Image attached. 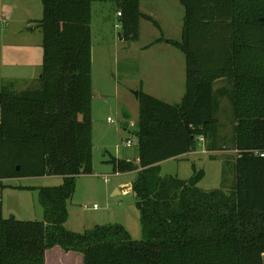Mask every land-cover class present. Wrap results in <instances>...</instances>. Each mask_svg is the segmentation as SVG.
Instances as JSON below:
<instances>
[{"label":"trees","instance_id":"16d2710c","mask_svg":"<svg viewBox=\"0 0 264 264\" xmlns=\"http://www.w3.org/2000/svg\"><path fill=\"white\" fill-rule=\"evenodd\" d=\"M141 1L41 0L42 17L31 21L42 33L38 86L0 91V189L22 177L62 182L38 189L43 221L4 218L0 201V264H45L54 246L82 264H264V0H177L181 39L169 44L185 56L184 95L169 104L140 90L137 162L109 160L114 174L136 172L142 239L120 224L65 228L75 178L92 174V4H112L121 39L135 42L141 19L161 31ZM222 99L233 118V186L201 190L196 170L188 180L161 177L159 164L194 152L199 137L215 150Z\"/></svg>","mask_w":264,"mask_h":264},{"label":"rangeland","instance_id":"374dc122","mask_svg":"<svg viewBox=\"0 0 264 264\" xmlns=\"http://www.w3.org/2000/svg\"><path fill=\"white\" fill-rule=\"evenodd\" d=\"M91 9L92 174L75 178V191L67 202L65 228L83 233L96 225L120 224L132 239L140 240L139 212L131 191L136 172L114 174L109 160L117 157L137 162L138 103L134 92L141 90L169 104L181 102L185 92V56L165 42H153L162 34L166 40L180 41L184 8L177 0L141 1L140 11L159 23L162 34L151 22L141 19L139 39L135 42L121 39L119 15L112 4L93 3ZM27 15L34 21L41 19V0H0V91L38 86L42 33ZM222 86L224 82L218 81L214 88ZM217 119L215 150H208L213 146L209 140L198 138L194 152L159 164L161 177L188 180L196 170L203 172L198 183L201 190H229L233 186L237 152L232 144L233 118L225 99L220 101ZM127 140L132 143L129 147ZM61 182L60 176L3 180V217L43 221L38 189L59 186Z\"/></svg>","mask_w":264,"mask_h":264},{"label":"crops","instance_id":"0c3cea01","mask_svg":"<svg viewBox=\"0 0 264 264\" xmlns=\"http://www.w3.org/2000/svg\"><path fill=\"white\" fill-rule=\"evenodd\" d=\"M139 9H140V5H139ZM27 19L29 21H34V20L30 19L29 15H27ZM160 29H161V27H160ZM160 33L162 34V31H160ZM161 37L164 39V41L158 42V43H153V44H159V43L165 42L166 45H168L170 39L166 40V38L164 37L163 34H162ZM153 44H151L149 46H146V47H143V49L144 50L148 49ZM93 151L94 150H93V139H92V160H93V157H94ZM188 154H190V153H187V154H185V155H183V156H181L179 158H182V157H184V156H186ZM115 158H117V157H115ZM179 158H176V159H179ZM117 159H120V158H117ZM0 191H1V189H0ZM45 264H82V256H81V254L76 253V252H65L61 248H59L58 246H54V247H52V248H50V249L45 251Z\"/></svg>","mask_w":264,"mask_h":264},{"label":"built area","instance_id":"2783aa9c","mask_svg":"<svg viewBox=\"0 0 264 264\" xmlns=\"http://www.w3.org/2000/svg\"><path fill=\"white\" fill-rule=\"evenodd\" d=\"M117 15H120V14L117 13ZM108 121H110V120L108 119ZM130 126L133 127L134 124L131 123ZM199 138H200V139H203L202 137H199ZM200 139H199V140H200ZM131 144H132L131 141H129V140L126 141V146H127V147H129ZM259 156H260V157H264V153H259Z\"/></svg>","mask_w":264,"mask_h":264},{"label":"water","instance_id":"95a60500","mask_svg":"<svg viewBox=\"0 0 264 264\" xmlns=\"http://www.w3.org/2000/svg\"><path fill=\"white\" fill-rule=\"evenodd\" d=\"M261 21L264 22V19H261ZM134 95H135V97H136V99H137V98H138V92H134ZM17 170H18V167H17Z\"/></svg>","mask_w":264,"mask_h":264}]
</instances>
